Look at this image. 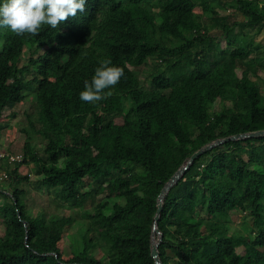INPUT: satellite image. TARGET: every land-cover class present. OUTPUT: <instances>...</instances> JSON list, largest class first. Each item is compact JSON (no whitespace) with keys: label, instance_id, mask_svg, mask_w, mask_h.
Returning a JSON list of instances; mask_svg holds the SVG:
<instances>
[{"label":"trees","instance_id":"16d2710c","mask_svg":"<svg viewBox=\"0 0 264 264\" xmlns=\"http://www.w3.org/2000/svg\"><path fill=\"white\" fill-rule=\"evenodd\" d=\"M263 27L264 0H86L83 12L35 37L0 28V118L33 94L36 116L26 114L27 125L45 141L41 153L25 141L22 160L3 173L0 264H155L150 239L163 185L202 145L264 129V41L254 39ZM210 28L223 31L224 46ZM104 59L124 67V77L111 97L85 103L84 81ZM147 64L145 87L133 68ZM181 121L192 125V134ZM28 163L36 177L31 184L69 208L83 207L102 188V211L82 214L83 247L66 259L54 243L57 217L27 209L20 185L30 179L18 168ZM234 209L252 216L247 235L232 234L236 243L227 225ZM60 219L64 226L74 222ZM157 228L162 264H264V136L224 142L198 156L166 193ZM100 240L110 243L105 257L88 251Z\"/></svg>","mask_w":264,"mask_h":264},{"label":"rangeland","instance_id":"374dc122","mask_svg":"<svg viewBox=\"0 0 264 264\" xmlns=\"http://www.w3.org/2000/svg\"><path fill=\"white\" fill-rule=\"evenodd\" d=\"M195 13L198 14L200 12L199 7L194 8ZM258 39V38H257ZM201 45L207 46L210 42L204 40L201 42ZM225 42L221 41V46H224ZM28 57V53L25 50L20 58V65L26 63ZM149 61L148 63H150ZM133 73H135L141 84L145 87H148L150 81L149 75V64L140 66L138 68H133ZM264 77V74L261 73ZM219 104L218 102L215 104V109L218 110ZM15 113L14 117H10L9 113ZM26 114L30 115L33 119L36 116V105L35 100L33 98V94H27L25 99L22 102L15 104L12 108H6L3 115L2 121L6 122L8 125L0 132V151H3L4 157L7 155H15L17 153L23 154V141L24 134L20 131L21 128H26L30 133L32 132L27 125ZM114 121L118 124L122 122L120 117H116ZM182 125L188 129V131L192 134V125L181 121ZM127 137V136H125ZM34 148L37 152L41 153L44 147V139L42 137L35 136L34 137ZM105 149L109 151V147L106 145ZM8 157V156H7ZM6 157V158H7ZM6 158L0 156V186L1 184L5 186V181L3 180V173L6 172V165L10 167L13 163L6 161ZM32 164H22L19 168V172L23 175H28L30 179V183L23 182L21 183V187L26 190L25 203L28 211L35 215L40 211H44L49 215H54L57 217V232L54 234V243L58 247V249L62 252L63 258H68L70 256V251L76 245L82 248V243L80 242V232L81 228L88 222L87 218L83 216L85 211H90L95 213L97 211H102V209L97 205L98 200L104 196L102 192V188L98 189V192H95L94 196L88 198L81 208H69L64 202L59 201L54 198L52 194H49L47 191L43 189H37L31 183L35 180V174L32 171ZM123 171L124 168H121ZM81 187L83 190L88 189L87 179L81 181ZM2 199L0 197V203ZM61 216L71 217L74 219V222L70 225H63ZM227 225L229 234H239L242 236L247 235L252 227V216L248 213L239 211L234 209L230 211L229 216H227ZM3 224L0 221V235L3 234ZM57 235V236H56ZM233 241L236 243L235 236ZM77 240V241H76ZM76 242V244H75ZM236 252L239 255L244 254V249L242 245L235 244ZM88 251L93 255H97L99 257H105L111 251L110 243L105 240L94 241L90 243L88 246Z\"/></svg>","mask_w":264,"mask_h":264},{"label":"clouds","instance_id":"9594fccd","mask_svg":"<svg viewBox=\"0 0 264 264\" xmlns=\"http://www.w3.org/2000/svg\"><path fill=\"white\" fill-rule=\"evenodd\" d=\"M85 3L86 0H2L0 28H9L17 36L35 37L45 26L57 29L70 17H76L78 12L85 10ZM124 73V67L113 65L110 59L99 61L91 80L84 81L80 100L97 104L108 99L113 95L110 89L120 82Z\"/></svg>","mask_w":264,"mask_h":264},{"label":"water","instance_id":"95a60500","mask_svg":"<svg viewBox=\"0 0 264 264\" xmlns=\"http://www.w3.org/2000/svg\"><path fill=\"white\" fill-rule=\"evenodd\" d=\"M257 136H264V129H259L255 131H250V132H244V133H236L233 135H229L226 137L222 138H217L207 144L202 145L200 148H198L196 151H194L188 158V160L181 166L179 167L174 174L168 179V181L163 185L161 188L158 196H157V201H156V210L155 214L153 217V224H152V231H151V239H150V254L151 257L154 259L155 264H162L161 260L159 258V253H158V245L161 241L162 234L157 228V222L160 217V212L162 210V203L163 199L166 195V193L169 191V189L177 182V180L181 177L183 172L189 167V165L202 153H204L207 150H210L211 148L222 144L224 142L228 141H235L239 139H246V138H251V137H257ZM19 216V214H18Z\"/></svg>","mask_w":264,"mask_h":264},{"label":"crops","instance_id":"0c3cea01","mask_svg":"<svg viewBox=\"0 0 264 264\" xmlns=\"http://www.w3.org/2000/svg\"><path fill=\"white\" fill-rule=\"evenodd\" d=\"M197 2H202V0H196ZM224 0H221V2H223ZM227 1V0H226ZM259 1H263V0H259ZM205 2L207 3V4H215V5H217V4H220L221 2H219V0H205ZM204 3V2H203ZM205 4V3H204ZM196 7H199V9H200V12H198L199 14L201 13V7H200V5H197ZM215 10L216 11H218L221 15H227V14H231L232 13V11L230 10V9H225V8H220L219 6H216V8H215ZM233 14V16H231V18L232 19H235V18H240L241 19V16H240V14L238 13V12H234V13H232ZM254 32L255 31H251V34L252 35H254ZM208 34L213 38V40L214 41H219L220 43H221V41H224V39H225V36H224V34H223V31L221 30V29H218V28H210L209 30H208ZM258 38V39H257ZM254 39L256 40V41H264V27L263 28H261V30L259 31V32H256V34H255V37H254ZM204 40H206V41H209L210 42V44L208 45L207 44V47L208 46H210V48H211V46H212V41L210 40V39H205V38H201V40H200V43L201 42H203ZM202 44V43H201ZM202 46H205L204 44L202 45ZM0 122L2 123V124H4L5 126L3 127V128H1L0 129V132H2L3 131V129H5V127H7V123L6 122H3L2 121V118H0ZM7 124V125H6ZM25 136V135H24ZM35 136H40V137H42L40 134H37V133H31L30 134V136L28 137V138H25L24 137V141H23V144H24V142L25 141H28L29 142V144L34 148V145H35V143H34V137ZM43 138V137H42ZM44 139V138H43ZM22 148H23V146H22ZM35 149V148H34ZM36 150V149H35ZM0 154H4L3 153V151H0ZM8 153H5V155H7ZM12 163V162H11ZM32 164V163H31ZM20 166H22V165H20ZM20 166H19V168H20ZM32 166H33V164H32ZM19 168H18V171H19ZM33 168L34 167H32V171H33Z\"/></svg>","mask_w":264,"mask_h":264},{"label":"built area","instance_id":"2783aa9c","mask_svg":"<svg viewBox=\"0 0 264 264\" xmlns=\"http://www.w3.org/2000/svg\"><path fill=\"white\" fill-rule=\"evenodd\" d=\"M0 156L1 157H3L4 156V154H0ZM8 157L6 158V160L8 161V162H20L21 160H22V158H23V155L22 154H20V153H17V154H15V155H12V154H10V155H7Z\"/></svg>","mask_w":264,"mask_h":264}]
</instances>
